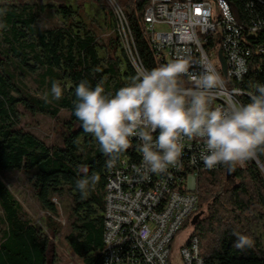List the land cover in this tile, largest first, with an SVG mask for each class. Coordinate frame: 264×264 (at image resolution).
Here are the masks:
<instances>
[{"label":"trees","instance_id":"16d2710c","mask_svg":"<svg viewBox=\"0 0 264 264\" xmlns=\"http://www.w3.org/2000/svg\"><path fill=\"white\" fill-rule=\"evenodd\" d=\"M56 1L58 5L48 3L41 7L27 0L0 4L3 10L0 24L6 25L0 28V172L22 171L30 177L41 207L50 214L47 229L52 236H57L62 226L55 219L59 217V206L54 198L70 196L72 202L67 205L70 231L66 239L85 264H103L104 189L109 157L103 154L96 139L84 132L74 115L75 88L86 80L92 88L100 84L105 94L114 95L137 73L114 25L100 43L97 30L87 22L81 5L74 11L63 0ZM229 1L237 7L244 22L255 18L264 20L263 4ZM122 5L144 67L151 70L169 63L159 60L148 40L143 21L147 1L123 0ZM46 10H50L48 15L57 13L62 20L42 25ZM209 41L214 47L215 41L212 38ZM255 42L264 46V28L257 35H251V43ZM263 56L253 49L249 72L241 83L252 94L258 84L264 85ZM32 74H36L40 95L24 82ZM54 82L63 89L59 101L52 99ZM64 82L70 83V87ZM46 93L50 103L42 98ZM250 100V95L241 97L244 104ZM63 111L66 115L60 143L49 144L23 126L24 113L56 119ZM127 152L128 149L120 155ZM256 157L264 167V152L258 151ZM84 167L89 177L99 176L86 198L81 197L76 187L77 180L84 178L81 171ZM229 169L223 165L200 173L199 208L185 227L192 224L191 235L199 239L205 264H264V241L251 229L254 221H260L264 236V171L253 157L245 160V167L235 165L228 174ZM204 202L208 208L202 215L200 208ZM0 206L3 213L0 222L4 226L0 264H53L49 260L51 237L27 217L22 204L1 178ZM233 232L250 237L254 246L244 251L235 248L237 237Z\"/></svg>","mask_w":264,"mask_h":264},{"label":"built area","instance_id":"2783aa9c","mask_svg":"<svg viewBox=\"0 0 264 264\" xmlns=\"http://www.w3.org/2000/svg\"><path fill=\"white\" fill-rule=\"evenodd\" d=\"M103 1L112 13L114 30L134 70L138 73L146 69L122 3ZM146 1L143 21L156 56L160 61L180 58L190 61L189 75L181 77L185 88L194 87L192 76L202 72L201 61L208 60L225 81L212 101L213 107H225L233 97L241 102L243 95H253L241 83L249 72L253 49L264 54L262 44L251 43V35H257L264 28L263 19L244 22L239 13L240 24L228 0ZM247 1L264 5V0ZM211 38L215 41L214 47L209 45ZM219 50L227 63L225 76L221 72ZM234 56L242 59L247 69L241 76L235 75ZM184 143L180 166H169L165 173L151 174L148 179L134 171L142 164L139 141L135 137L131 138L129 152L120 155L116 164L108 168L104 189L103 264H170L172 242L199 208L200 173L209 170L199 159L202 141L185 139ZM236 165L244 167L242 162ZM190 175L195 177L194 187L189 186ZM180 254L184 264H205L195 235L190 234L189 240L180 246Z\"/></svg>","mask_w":264,"mask_h":264},{"label":"clouds","instance_id":"9594fccd","mask_svg":"<svg viewBox=\"0 0 264 264\" xmlns=\"http://www.w3.org/2000/svg\"><path fill=\"white\" fill-rule=\"evenodd\" d=\"M5 27L0 24V28ZM233 59L235 75L241 76L247 70L244 61L235 56ZM200 66L203 71L192 76L193 88H185L181 81L191 67L183 58L151 70L141 69L114 95L105 94L100 84L92 88L86 80L76 86L74 115L109 157L108 168L131 146L133 137L139 141L142 155V164L134 171L143 179L163 174L169 166L179 167L185 139L202 141L199 159L209 170L218 165L231 169L258 151L264 152V85L256 86L247 104L233 97L225 107H213L212 101L225 81L211 61L203 60ZM51 94L54 100L62 98L58 83L52 84ZM42 98L51 102L47 93ZM81 171L84 178L77 180L76 187L86 198L99 176L89 177L86 167ZM233 235L237 237L235 248L244 251L254 246L250 237Z\"/></svg>","mask_w":264,"mask_h":264},{"label":"rangeland","instance_id":"374dc122","mask_svg":"<svg viewBox=\"0 0 264 264\" xmlns=\"http://www.w3.org/2000/svg\"><path fill=\"white\" fill-rule=\"evenodd\" d=\"M12 0H0V4L9 3ZM29 3H36L39 7L44 6L46 4H59L56 0H27ZM64 4L71 7L74 11H77L79 6L81 5V12L85 15V18L88 23L94 25L98 36L100 39L98 41L102 42V39L106 38V36L111 32L114 21L110 14H108V10L105 7V2L103 0H90L88 2H79L77 0H63ZM123 3V0H120ZM46 10L43 13V19L41 24L44 26L49 25L54 21L60 22L62 20L61 16L57 13H53L54 15H48L49 13ZM79 17L75 15V20L79 21ZM100 42V43H101ZM102 55H105L103 48L101 47ZM122 71L125 69V66H121ZM36 74H32L24 79V82L30 88V90L34 93L41 94V90L39 89ZM67 87H70V83L64 82ZM66 112L61 113V117L53 119L46 115L34 114L31 115L29 113L23 114V126L24 128L34 132L39 137L43 138L49 144L60 143L62 139V134L64 131L63 128V118L65 117ZM242 166L245 167V162H242ZM238 167H240L238 165ZM0 178L6 183L8 188L14 194L15 198L22 204L24 211L28 218L33 221V223L39 227L42 231L46 232L51 237V247L49 251V260L53 262V264H85L83 259L78 257L73 249L71 248L68 240L66 239L67 233L70 231V221H69V203L72 202V198L68 195L62 196L61 199L55 197V202L58 203L59 206V217L55 219L61 223V231L57 236H52L51 233L47 229V222L50 219V214L44 210L34 191L33 183L30 177L22 171H6L0 172ZM195 185V177L190 175L189 177V186L194 187ZM61 203H60V202ZM62 204V205H61ZM208 203L204 202L201 205L200 212L202 215L207 213ZM2 209L0 206V216H2ZM192 220V219H191ZM4 229L3 224L0 222V240L2 237V231ZM192 224L189 223L186 227L180 230L174 241L172 242L171 252L169 257L170 264H184L182 256L180 254V246L187 240L189 235L191 234ZM251 229L254 232L256 237L261 238L264 241L262 225L260 221H254L251 224Z\"/></svg>","mask_w":264,"mask_h":264},{"label":"water","instance_id":"95a60500","mask_svg":"<svg viewBox=\"0 0 264 264\" xmlns=\"http://www.w3.org/2000/svg\"><path fill=\"white\" fill-rule=\"evenodd\" d=\"M228 2L230 3V5H231V7H232V9H233V13H234L235 18L237 19V21H238L240 24H242V21H241V19H240L239 11H238L237 7H236L233 3H231L229 0H228ZM218 58H219V62H220V64H221V72H222L223 75L225 76V75H226V72H227V63H226V59H225V57H224V55H223V52H222L221 50L218 51ZM253 158H254V160L260 165V167H261V168L263 169V171H264V167H263V165L259 162V160L257 159V157L254 156ZM230 170H231V169H229L228 174H230V172H231ZM192 223L194 224L195 221H193Z\"/></svg>","mask_w":264,"mask_h":264}]
</instances>
